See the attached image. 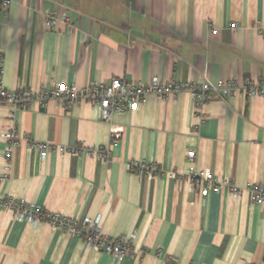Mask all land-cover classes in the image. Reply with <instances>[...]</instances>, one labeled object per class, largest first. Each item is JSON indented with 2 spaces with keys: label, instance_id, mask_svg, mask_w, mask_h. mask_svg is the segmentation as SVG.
Listing matches in <instances>:
<instances>
[{
  "label": "crops",
  "instance_id": "1",
  "mask_svg": "<svg viewBox=\"0 0 264 264\" xmlns=\"http://www.w3.org/2000/svg\"><path fill=\"white\" fill-rule=\"evenodd\" d=\"M50 13L67 21L47 29ZM0 52L13 91L116 78L264 85V0H12L0 12ZM112 125L124 130L115 144ZM9 132L19 145L7 159ZM38 144L49 150L31 148ZM77 148L84 152L73 156ZM133 163L155 164L159 176L134 173ZM190 171L230 182L241 195L226 186L205 191ZM261 184L264 97L214 94L197 111L188 93L150 95L111 122L89 102L0 105V201L96 220L132 252L116 262L78 236L16 220L0 202V264H264V205L253 200Z\"/></svg>",
  "mask_w": 264,
  "mask_h": 264
},
{
  "label": "built area",
  "instance_id": "2",
  "mask_svg": "<svg viewBox=\"0 0 264 264\" xmlns=\"http://www.w3.org/2000/svg\"><path fill=\"white\" fill-rule=\"evenodd\" d=\"M12 5V0H0V12L7 14ZM61 21H67L66 15L61 19L55 13L46 15L45 26L47 29H54ZM4 76V56L0 52V105H9L13 107H27L32 102L39 103L44 107L49 101H57L65 107L89 102L96 108L98 117L102 121H110L115 114L135 110L139 105H143L150 95H154L160 100H166L175 97L181 93H188L194 102L195 108L199 111L206 103L209 102L212 95H217L222 99H231L237 96H246L247 98L264 97V85L255 84L251 80L240 81L238 79H229L222 81L218 86H214L209 82L202 85L190 83H164L158 78H153L148 84L140 82L127 81L126 79L116 78L110 83L94 84L78 89L75 86H58L52 90L31 91L24 89L21 91L9 90L3 82ZM123 128L112 125L110 128L111 144L119 141L123 135ZM3 140L7 143L6 157L12 156L13 148L19 145V137L15 132H9L2 135ZM32 149H36L42 154L49 150V147L43 145H32ZM82 151V150H81ZM80 149H72L70 152L73 156L80 154ZM84 152V151H82ZM91 154V151H86ZM101 158L107 160L109 150H99ZM190 162L195 160V152L187 153ZM130 170L140 175L150 178L159 176L160 170L155 164L149 163H133ZM170 173L169 176H174ZM191 179L194 184L200 186L202 182L205 184V191L212 188L218 190L223 186L229 188L230 192L239 197L241 191L230 182L217 183L210 173L196 174L191 173ZM8 175L5 176V180ZM256 195L253 198L258 205H264V184L253 187ZM206 194V193H205ZM6 205L18 221H23L33 226L46 224L53 231L59 230L70 235L80 237L87 248L92 251L106 253L111 255L116 262L125 256L132 254L131 248L124 239L113 240L102 233L100 226L96 220L68 218L60 213H49L40 206L28 204L25 202H17L13 200L0 201Z\"/></svg>",
  "mask_w": 264,
  "mask_h": 264
}]
</instances>
